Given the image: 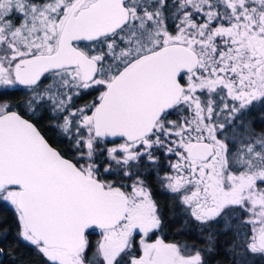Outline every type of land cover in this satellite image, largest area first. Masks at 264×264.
Segmentation results:
<instances>
[{"label": "snow or ice", "instance_id": "6c2138e0", "mask_svg": "<svg viewBox=\"0 0 264 264\" xmlns=\"http://www.w3.org/2000/svg\"><path fill=\"white\" fill-rule=\"evenodd\" d=\"M0 204V264L264 259V0H0Z\"/></svg>", "mask_w": 264, "mask_h": 264}, {"label": "trees", "instance_id": "16d2710c", "mask_svg": "<svg viewBox=\"0 0 264 264\" xmlns=\"http://www.w3.org/2000/svg\"><path fill=\"white\" fill-rule=\"evenodd\" d=\"M85 99H91V97H86ZM81 103H83V101H81ZM44 124H47V121L44 122ZM54 132L51 129H47L45 128V135L47 133L50 132ZM47 136V135H46ZM50 138V137H49ZM53 143V141H52ZM61 149V146L58 145ZM57 147V146H56ZM151 179V177H150ZM158 200H160L161 203H166L167 202V198L165 196V194H160L157 197ZM0 216H4L8 219V221L10 223H14L12 221V215L10 214V212L3 206L0 205ZM183 225V218L180 217L179 215L176 216V218L174 219L173 223L170 225L171 229H181V231L179 232L178 235L174 234V231L169 230V229H165L166 235L162 234L163 238L168 241V242H173V241H181V242H186V240H193L194 236H193V230H195V225L191 226L190 224L187 227H182ZM217 227H219V225H217ZM187 238V239H186ZM90 239L95 242L96 239H98V236H96L95 234L90 236ZM221 240V239H220ZM226 239L221 240V242L225 241ZM203 242L201 241V244ZM19 246L16 249V253L17 255L20 257L21 261H26L29 262V264H43V259L35 254L33 252V250L27 246L23 241H18ZM225 257L223 254L217 256L214 258V260H220V261H225ZM214 264V261H213Z\"/></svg>", "mask_w": 264, "mask_h": 264}, {"label": "rangeland", "instance_id": "374dc122", "mask_svg": "<svg viewBox=\"0 0 264 264\" xmlns=\"http://www.w3.org/2000/svg\"><path fill=\"white\" fill-rule=\"evenodd\" d=\"M258 130H259V128H258ZM46 135H47V137H50V140L51 141H53L54 146L59 147L58 145H60L61 146V150H65L66 149V147H67L66 144H64L62 142V137L57 132H55V131L52 132L51 131L50 133H47ZM0 205L3 206V207H5L10 212V214L12 215L10 208H8L6 205H2V204H0ZM190 225L193 226V224H190ZM157 235H160L161 238H163L162 233H157ZM193 236H194L193 240H189L188 239V240H186V243L191 244L193 242H196L198 244H201V241L200 240H197V233L195 232V230H193ZM155 238H156L155 236L152 237L153 240ZM229 238H230V234L228 236H225V235H221L220 236V239L221 240H223V239H229ZM137 239H139V237H137ZM165 242H168V241L165 240ZM254 264H264V259H261L259 257H256L255 258V261H254Z\"/></svg>", "mask_w": 264, "mask_h": 264}, {"label": "flooded vegetation", "instance_id": "af4514ba", "mask_svg": "<svg viewBox=\"0 0 264 264\" xmlns=\"http://www.w3.org/2000/svg\"><path fill=\"white\" fill-rule=\"evenodd\" d=\"M174 118V117H173ZM177 212H179V209L177 208Z\"/></svg>", "mask_w": 264, "mask_h": 264}]
</instances>
